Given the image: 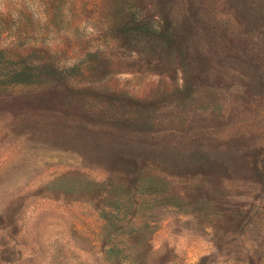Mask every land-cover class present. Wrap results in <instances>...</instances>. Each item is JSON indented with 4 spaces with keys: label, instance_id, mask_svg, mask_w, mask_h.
I'll use <instances>...</instances> for the list:
<instances>
[{
    "label": "rangeland",
    "instance_id": "374dc122",
    "mask_svg": "<svg viewBox=\"0 0 264 264\" xmlns=\"http://www.w3.org/2000/svg\"><path fill=\"white\" fill-rule=\"evenodd\" d=\"M0 264H264V0H0Z\"/></svg>",
    "mask_w": 264,
    "mask_h": 264
},
{
    "label": "trees",
    "instance_id": "16d2710c",
    "mask_svg": "<svg viewBox=\"0 0 264 264\" xmlns=\"http://www.w3.org/2000/svg\"><path fill=\"white\" fill-rule=\"evenodd\" d=\"M16 73H17V72H14L13 74H14V75H17Z\"/></svg>",
    "mask_w": 264,
    "mask_h": 264
}]
</instances>
